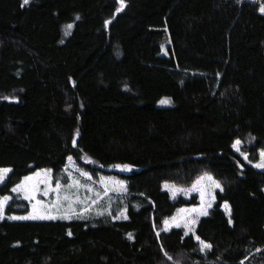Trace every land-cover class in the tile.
<instances>
[{
  "label": "trees",
  "instance_id": "trees-1",
  "mask_svg": "<svg viewBox=\"0 0 264 264\" xmlns=\"http://www.w3.org/2000/svg\"><path fill=\"white\" fill-rule=\"evenodd\" d=\"M124 5L0 0V169L12 170L0 200L39 170L58 179L69 157L95 179L127 181L114 214L0 221V264H264V172L234 149L249 145L253 163L264 151V14L250 0ZM157 15L168 59L161 37L125 34ZM206 174L222 187L209 215L194 235L164 230L198 206L164 184ZM28 212L14 199L6 215Z\"/></svg>",
  "mask_w": 264,
  "mask_h": 264
},
{
  "label": "rangeland",
  "instance_id": "rangeland-1",
  "mask_svg": "<svg viewBox=\"0 0 264 264\" xmlns=\"http://www.w3.org/2000/svg\"><path fill=\"white\" fill-rule=\"evenodd\" d=\"M250 1L257 3L260 9L261 6H264V0ZM139 32H144L151 38L161 37L162 40L159 44L161 57L167 59L169 58L168 50L172 46V42L168 31L167 21L164 16H154L150 20L139 24L133 33L125 34L128 36H135ZM67 37L68 35L66 34L64 39ZM249 143L252 144L251 141H249ZM248 147L250 146L247 144L244 146L243 143H241L240 145L235 146L234 149L238 155H240L245 161L249 162L256 170L264 172V168L254 166L260 162V154L258 162H251L249 152L247 151ZM237 148H239V151H237ZM242 153L244 155H242ZM245 155L247 156V159H245ZM10 173L11 172L2 174V178H0V187L6 182ZM207 176H210L215 180L213 176L208 174ZM28 177H31L32 179L27 181L23 179V181L19 184L23 185V187H18L19 185H17L15 187L17 190H12L13 196H7L11 199H9L5 204L3 214L0 216V221L4 219L20 221V219H11L10 217L31 216L41 213L55 216L57 218L29 219L21 221L84 219L88 217L92 218L95 216L110 215L111 213H116L119 210V203H122L117 200L115 196L125 195L127 191L126 180L115 176H100L95 179L89 173L79 169L73 159L69 160L64 174L58 176L59 180L55 179L53 171L49 169L39 170ZM89 177H91V179H89ZM202 177H204V179H201ZM198 180L200 181L199 184H197ZM198 180L194 183L195 187L192 185L189 188H181L171 183L164 184L163 189L169 193L172 200H176L178 198H185L188 200L193 197L198 198V206L178 210L171 219L167 220L168 223L164 225V230L170 231L172 229H183L184 232L187 233V236L194 235L199 221L209 215L216 203V195L218 192L222 191V187L216 180L215 181L220 185V187L213 185L212 182L206 178V175L201 176ZM57 184L61 186L58 190L60 197L59 201H57V191L53 190L56 188ZM88 189H91V191ZM33 191L35 192V198L26 199L25 196L31 197ZM201 191L204 192L203 198L201 197ZM65 195L69 196V200L63 199ZM14 199L26 202L29 207V212L22 216H7V207ZM38 201L39 203H37ZM85 208H87L88 211H84ZM223 209L227 215H230L228 207L225 208L224 205ZM203 211H206L207 215H203ZM78 213L80 215H77ZM99 213L103 214L101 215ZM121 213L124 214L121 215ZM121 213L119 214L118 219L126 220V209L121 211ZM193 220H195V224H191ZM177 223L180 225L179 227L175 226ZM185 224H189L190 228L185 227Z\"/></svg>",
  "mask_w": 264,
  "mask_h": 264
},
{
  "label": "snow or ice",
  "instance_id": "snow-or-ice-1",
  "mask_svg": "<svg viewBox=\"0 0 264 264\" xmlns=\"http://www.w3.org/2000/svg\"><path fill=\"white\" fill-rule=\"evenodd\" d=\"M238 2H239V0H238ZM23 3L25 4V5H27L28 3H29V0H23ZM120 3H121V9L125 6L124 5V0H120ZM261 12L262 13H264V6H261ZM77 19H79V17H77ZM73 27V25H68L67 26V29H71ZM162 103H164V101H162ZM73 146H75V140H73ZM241 144V141L240 140H236L235 141V144H234V147L235 146H238V145H240ZM237 151H239V148H237ZM242 155H244L243 153H242ZM260 162L259 163H257V164H255L254 166L255 167H258V168H264V151H261V153H260ZM69 159H71V157H69ZM245 159H247V156L245 155ZM116 167H118V168H121V170H125V169H127V170H131L130 169V167L129 166H127V165H124V166H120V165H117ZM12 170L10 169V168H4V169H0V178H2V174L3 173H8V172H11ZM37 175H39V174H37ZM206 178L208 179V180H210L211 182H212V184L213 185H215L216 187H220V185L212 178V177H210V176H207V174H206ZM32 178L31 177H25V180L27 181V180H31ZM89 179H91V177H89ZM201 179H204V177H202ZM200 183V181L198 180L197 181V184H199ZM18 187H23V185H19ZM61 186L59 185V184H57L56 185V188L55 189H53L54 191H57V201H59V199H60V197H59V192H58V190H59V188H60ZM166 187H167V185H166ZM193 187H195V185L193 186ZM17 189H13V191H16ZM89 191H91V189H88ZM222 190V189H221ZM105 191H107V190H105ZM97 195H99V194H97ZM203 195H204V192L203 191H201V197L203 198ZM25 198L26 199H28V198H35V192L33 191V193H32V195H31V197H29V196H25ZM9 199H11L10 197H3V199L2 200H0V216H2V214H3V209H4V207H5V204L7 203V201L9 200ZM63 199L64 200H69V196L68 195H65L64 197H63ZM37 203H39V201L37 202ZM225 208H227V205L225 204ZM84 211H88V209L87 208H85L84 209ZM99 214H103V213H99ZM124 213H121V215H123ZM202 214L203 215H207V212L206 211H203L202 212ZM77 215H80L79 213L77 214ZM11 219H20V220H29V219H32V220H35V219H56L57 217H55V216H51V215H46V214H34V215H31V216H23V217H10ZM66 218V217H65ZM125 218H127V217H125ZM231 222V221H230ZM168 222L167 221H165V224H167ZM191 224H195V220H193L192 222H191ZM176 227H179L180 225L177 223L176 225H175ZM185 227H189L190 228V225L189 224H185ZM69 235H71V232L69 231V233H68ZM185 234H187V233H185ZM157 235H159V233H157ZM129 239H132V237H131V235H129ZM196 239H197V241L199 242V244L201 245V248H200V250L203 252V251H205V250H211V248H212V245L211 244H208V243H206L205 241H203V240H201L200 239V237L199 236H197L196 237ZM165 256H168V254L165 252ZM168 259L169 260H171L172 259V257L171 256H168Z\"/></svg>",
  "mask_w": 264,
  "mask_h": 264
}]
</instances>
